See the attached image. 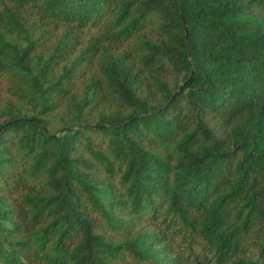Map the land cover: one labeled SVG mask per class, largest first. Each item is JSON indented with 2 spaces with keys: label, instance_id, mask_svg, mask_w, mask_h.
<instances>
[{
  "label": "trees",
  "instance_id": "16d2710c",
  "mask_svg": "<svg viewBox=\"0 0 264 264\" xmlns=\"http://www.w3.org/2000/svg\"><path fill=\"white\" fill-rule=\"evenodd\" d=\"M0 264H264V0H0Z\"/></svg>",
  "mask_w": 264,
  "mask_h": 264
},
{
  "label": "water",
  "instance_id": "95a60500",
  "mask_svg": "<svg viewBox=\"0 0 264 264\" xmlns=\"http://www.w3.org/2000/svg\"><path fill=\"white\" fill-rule=\"evenodd\" d=\"M181 14H182V17H183V7H182V3H181ZM183 20H184V17H183ZM184 22H185V20H184ZM186 29H187V27H186ZM186 34H187V32H186ZM190 54H191V52H190ZM192 74H194V71H193ZM45 131L48 133V130L47 129H45ZM55 136H57V134Z\"/></svg>",
  "mask_w": 264,
  "mask_h": 264
}]
</instances>
